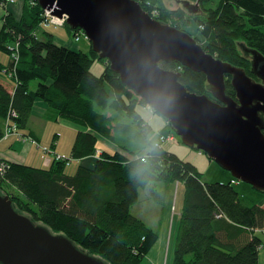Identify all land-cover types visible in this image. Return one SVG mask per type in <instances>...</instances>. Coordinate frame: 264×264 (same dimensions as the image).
<instances>
[{"label": "trees", "instance_id": "1", "mask_svg": "<svg viewBox=\"0 0 264 264\" xmlns=\"http://www.w3.org/2000/svg\"><path fill=\"white\" fill-rule=\"evenodd\" d=\"M30 1H17L19 13H15L6 9V0H0V9L5 10L0 15V52L8 57L6 63L0 60V78L11 82L0 80V140L7 123L28 131L34 102L39 99L45 103L49 119L63 118L78 126L70 158L93 155L99 137L114 142L116 149L103 150L92 168L78 165L73 174L66 172L64 161H53L48 168L9 162L0 192L18 211L29 213L34 221L63 233L109 264H138L157 237L154 229L130 213L139 190L147 186L154 195L156 182L182 183L184 200L173 264H258L262 241L257 230H264V199L251 200L238 191L230 182L232 176L228 181L204 182L194 164L164 145H154L151 126L137 110L146 102L108 64L98 75L91 71L95 59L105 60L91 44L88 52L59 44L57 36L42 24L44 9ZM136 1L150 13L146 0ZM154 1L148 2L153 5ZM199 3L204 15L192 17L207 40L204 50L240 67L248 59L239 54L234 40L243 42L241 50L246 46L264 55V0ZM156 4L160 9L156 18L161 21L167 20L163 12L181 18L185 14ZM64 27L79 40V28ZM75 33L79 35L73 36ZM16 43L17 59L10 49ZM160 66L180 67L179 81L188 91L214 100L202 72L176 61L160 62ZM225 92L235 97L229 75L225 76ZM106 110L122 112L137 123V128L126 131L135 145L121 144L116 127L124 126L117 121L110 125Z\"/></svg>", "mask_w": 264, "mask_h": 264}, {"label": "water", "instance_id": "2", "mask_svg": "<svg viewBox=\"0 0 264 264\" xmlns=\"http://www.w3.org/2000/svg\"><path fill=\"white\" fill-rule=\"evenodd\" d=\"M57 18L66 16L81 29L109 68L164 117L181 141L202 150L233 178L264 191V55L251 56L249 76L240 66L206 52L185 30L150 16L136 0H37ZM189 12L197 4L180 0ZM176 61L202 72L211 96L188 91L179 70L160 62ZM235 97L225 92V76ZM0 264H109L63 233L18 211L0 192Z\"/></svg>", "mask_w": 264, "mask_h": 264}, {"label": "rangeland", "instance_id": "3", "mask_svg": "<svg viewBox=\"0 0 264 264\" xmlns=\"http://www.w3.org/2000/svg\"><path fill=\"white\" fill-rule=\"evenodd\" d=\"M17 1L18 0H14L13 2L6 1V3L17 4ZM148 1L149 0H146V5L150 6V9H151L150 13H148V14L150 16L154 17L155 19H157L156 17H158V15H160V9L154 5L156 3H162L164 5V7L168 10H179V11L183 10L185 12V14L183 13L182 18L178 17V16H174V15L169 16L168 12H163L164 13L163 16L167 20L162 21V22L168 23L172 26H175L174 23H172V22H176V24L178 26H175V27L182 29V30H185L187 33L192 35L200 45H202V46L206 45L207 40H205V38L200 34L198 27H197V24L193 21L195 19L192 17V14H198L199 16L204 15L203 10L201 8V4L199 3V0H188L189 3L197 4V6H198L197 11L194 13L189 12L185 7H183L181 5L180 0H157V1H154L156 3L152 2L153 5L152 4L150 5V3ZM31 2L33 4L38 3L37 0H35V1L31 0L30 3ZM16 13H19V11ZM161 14H162V10H161ZM43 15H44L45 21L42 24H46V26H44V27H49L47 29H49L52 33H54L58 38L61 37L60 39L68 37V38H70V40L76 41V42H73V44H72L75 48H78V49H81L83 51L88 52L89 46H90V41L87 39V37L85 36L84 32L81 29H80L81 32H80L79 40H77L76 37H72L70 35V33H68L67 31H66L67 33L65 34V30H66L64 27V24L66 25V22H65L66 16L65 15L63 16V18L52 17V16H50V14H47V13H44ZM157 20H159V19H157ZM76 35H79V34L75 33L73 36H76ZM234 41H235V47L238 50L239 54L245 55V57L248 59V61H247L248 64H246L244 67L242 66L243 69L245 68L247 71V74L249 73L250 74V75L248 74L249 76L256 79L255 74L252 73L250 70V68H251V60H250L251 56L250 55L246 56V54H244L243 51L241 50V45L243 42L240 41L239 39H236ZM62 44L65 45V43H62ZM16 47H17V45H16ZM17 49H18V47H17ZM16 55H18V54H16ZM213 56L217 57L214 54H213ZM99 58H101V57H99ZM103 59H105V60L101 61L100 59H95L92 62L91 71L93 73H95L96 75H98L102 72V70L106 64H108V66H109V62L107 61V59L106 58H103ZM0 60L6 61L5 55L2 54L1 52H0ZM174 70L180 71V67H178V69L176 68ZM2 75H4V74H2ZM8 75H10V74H6V76H8ZM258 80L260 81V79H257L256 81H258ZM6 82L11 84L10 80H6ZM31 86L34 87L35 83L34 84L32 83ZM206 86L208 87L207 80H206ZM143 107L145 109H148V111L152 115H154L156 118H159L164 123L165 118L162 117L159 113L153 111L151 106L143 105ZM143 107L141 105L137 107V110H138L139 114L141 115V117H143L142 115L144 114ZM105 113H106V116H108V118L110 120V125L114 126V124H116V121H117L122 126H124V127H121V126L116 127L117 128V130H116L117 134L116 135H117V138L119 139V141H121V144L126 145V143H131L132 145H135L133 143L132 139L130 138V135H128L126 133V131L128 129L137 128V123L131 122V120H130L131 118H129L128 116H126L125 114H123L122 112H119V111H115V110H109L108 111V110H106ZM113 117H114V119H113ZM128 123H129V125H125ZM145 123L148 124V122H146V121H145ZM166 123H167V127L170 128L168 130L170 131V133L174 134V138H175L174 141H169L166 144H164L166 146V149L175 153L180 159H182L184 161H189L192 164H194L196 166V168L198 169V171L202 174V180L204 182H215V181H219V180L228 181L231 178L232 175L230 174V172L223 169L215 161L210 159L204 151L199 150L194 146H189V145L184 144L181 141L180 136L175 133V131L172 129L171 125L169 124V122L167 120H166ZM10 124H11V126L14 127V133H12V134H18L19 130H17L18 129L17 126L14 123H10ZM130 125H131V127L129 128ZM43 126H44V123L40 126V128H39L40 131L42 133H44L46 137H50L48 132L43 131ZM59 130L61 131V135H62V130L61 129H59ZM105 140L108 141V143H109V145H111V147L116 146L114 142H112L108 139H105ZM117 143H118V141H117ZM98 144H101V143L99 142ZM66 145L68 146V143L66 141L65 136H63L61 146L66 147ZM43 148H42V151L44 153H53V151H51V149L48 148L45 151V149H43ZM109 148H110V146H109ZM58 155H59L58 153L53 154V157L51 159L50 164L53 161H64V163L66 164V169L68 168V172L71 173L73 165L72 164L69 165V164L73 158H70L69 156L68 157L64 156V157H62L64 160H61V159H59ZM5 160L8 164H10L7 159H5ZM65 160H66V162H65ZM3 164L6 166L5 163H3ZM3 169L4 168L2 166V168L0 169V173L3 171ZM0 181L3 182V179H1ZM235 188L240 192H242V190H244V189H247V190H249L248 192H250L251 195L260 194V192L253 190L247 183L242 182V181H240L239 184H236ZM154 190L157 191V193H155L153 195L152 193L150 194V190H148L147 186L142 187L139 190L138 201L135 202L130 207V213L132 215H134L137 218H141L145 222L144 223L142 221L144 224H146L150 228H153L157 232V237H156L154 243L148 249L147 253L145 254V257L143 256L138 264H173L176 244H177L178 236H179V216H180L182 206H183L184 188H183L182 183H176L175 182L173 184L169 183L166 185V183L160 181V182H156V185L154 186ZM28 215H30V214L28 213ZM259 231H260V229L257 230V234L259 236L261 235L260 237H262V240H263L264 233L261 234V232H259ZM261 231H263V230H261Z\"/></svg>", "mask_w": 264, "mask_h": 264}, {"label": "crops", "instance_id": "4", "mask_svg": "<svg viewBox=\"0 0 264 264\" xmlns=\"http://www.w3.org/2000/svg\"><path fill=\"white\" fill-rule=\"evenodd\" d=\"M6 9H10L14 12L16 10L18 12L19 5H16L15 3L14 4L7 3ZM3 11L5 10L0 9V15H2ZM0 27H1V20H0ZM66 33L67 32L65 30V34ZM60 38L57 37V42L59 44L65 43V45L75 48L72 45L73 43L70 41V38L68 37L63 38V39H60ZM5 57H6V61H3V63H6L8 60V57L6 55ZM0 80L6 83L4 79L0 78ZM143 110H144V114L142 115L143 116L142 118L144 120L146 119L145 121L148 122V124L151 126V129H152L150 137H153V139H155V137L159 133L169 131L168 130L169 128L167 127V123L165 120L163 123V121H161L159 118H156L154 115H152L148 111V109H145L143 107ZM43 123H44L43 131L48 132L50 137H46L45 134L40 131L39 128ZM27 127H28L27 128L28 131H30L29 132L30 135L24 134V133H28L27 130H21V131L19 130L18 134H11L9 136H4L0 140V155L8 159L9 162L25 164L28 166L39 167V168H48L50 166V162H51V159L54 153H58L59 155L63 157L70 156L71 148H72L75 136L77 134V131L79 129L78 126H76L75 124L63 118H58L56 120L49 119L48 109L45 103L39 99L34 102V106H33L31 115L29 117ZM59 129L62 130V135ZM63 136H65L66 141L68 143V146L66 145V147L61 146ZM99 142L101 144L97 146V149L93 155L82 157V158H77V159H72L69 164V165L71 164L73 165L71 173L68 172V168L66 169V172L68 174H73L78 165L92 168L93 164L95 163V160L99 158L100 153L103 150L113 152L116 149L115 148L116 146L111 147L108 141H106L102 137L98 138V143ZM52 143H53V146H51ZM164 147L166 148L165 145ZM42 148L45 150L49 148L51 149V151H53V153H44L42 151ZM219 181H226V180H219ZM236 184H239V183H236ZM248 191L249 190L244 189L242 190V193L246 195L248 198H251V200L260 201L261 199H264L263 194L251 195L250 192ZM139 219L142 220L141 218ZM259 232H261L262 234L264 233V230L263 231L260 230ZM260 238L262 241V245L258 250V264H264V236H263V240H262V237Z\"/></svg>", "mask_w": 264, "mask_h": 264}, {"label": "built area", "instance_id": "5", "mask_svg": "<svg viewBox=\"0 0 264 264\" xmlns=\"http://www.w3.org/2000/svg\"><path fill=\"white\" fill-rule=\"evenodd\" d=\"M6 1L13 2L14 0H6ZM44 11H45V13L50 14L48 10H44ZM50 16H51V15H50ZM52 17H53V16H52ZM44 25H45V24H44ZM16 45H17V43H16L13 47H10V49H11V51H12V55L15 57V59H17V55H16V54H18V50H17ZM15 132H16V131H15ZM168 132H169V131H168ZM168 132L159 133V134L155 137V139L153 140V144H154V145H157V146H163L164 144H166V143L169 142V141H174V139H175V138H174V134H172V133H170V132L168 133ZM12 133H14V127L11 126V124L7 123L6 126H5L4 136H6V135L8 136V135H10V134H12ZM45 151H46V150H45ZM58 157H59V159H61V160L63 159L61 155H58ZM144 158H145V156H142V157H141L142 161H144ZM5 159H6L5 157H3V156L0 155V169L2 168V166H3V168H4L3 171L0 173V180H1V179H5V177H6V172H7L8 168H9V165H10V164H8V163L6 162ZM7 160H8V159H7ZM2 162L5 163L6 166H5ZM230 182L236 184V183L239 182V180H237V179H231ZM0 183H1V181H0Z\"/></svg>", "mask_w": 264, "mask_h": 264}, {"label": "flooded vegetation", "instance_id": "6", "mask_svg": "<svg viewBox=\"0 0 264 264\" xmlns=\"http://www.w3.org/2000/svg\"><path fill=\"white\" fill-rule=\"evenodd\" d=\"M242 51H243V50H242ZM243 53H244V52H243ZM247 55H249V54H247ZM247 55H246V56H247ZM257 79H259V78H258V77H256V79H255V80H257ZM258 81H259V80H258Z\"/></svg>", "mask_w": 264, "mask_h": 264}]
</instances>
